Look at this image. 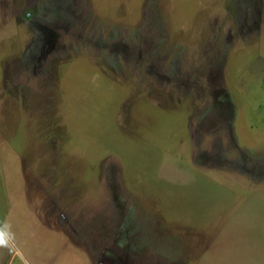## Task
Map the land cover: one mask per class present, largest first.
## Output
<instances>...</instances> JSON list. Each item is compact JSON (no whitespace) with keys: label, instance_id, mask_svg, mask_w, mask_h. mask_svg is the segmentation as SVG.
Segmentation results:
<instances>
[{"label":"rangeland","instance_id":"obj_1","mask_svg":"<svg viewBox=\"0 0 264 264\" xmlns=\"http://www.w3.org/2000/svg\"><path fill=\"white\" fill-rule=\"evenodd\" d=\"M0 264H264V0H0Z\"/></svg>","mask_w":264,"mask_h":264}]
</instances>
